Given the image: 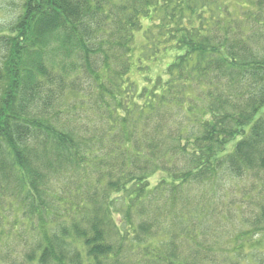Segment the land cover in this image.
Wrapping results in <instances>:
<instances>
[{
    "label": "trees",
    "instance_id": "1",
    "mask_svg": "<svg viewBox=\"0 0 264 264\" xmlns=\"http://www.w3.org/2000/svg\"><path fill=\"white\" fill-rule=\"evenodd\" d=\"M20 1L0 264H264V0Z\"/></svg>",
    "mask_w": 264,
    "mask_h": 264
},
{
    "label": "rangeland",
    "instance_id": "2",
    "mask_svg": "<svg viewBox=\"0 0 264 264\" xmlns=\"http://www.w3.org/2000/svg\"><path fill=\"white\" fill-rule=\"evenodd\" d=\"M21 5L22 2L20 0H0V27L5 31L8 30L18 14L21 13ZM236 7H239L236 3L231 6L232 9L238 10ZM155 68V70H158L156 65ZM156 180V177H152L150 182L153 185H156ZM239 185H241V182H239Z\"/></svg>",
    "mask_w": 264,
    "mask_h": 264
}]
</instances>
